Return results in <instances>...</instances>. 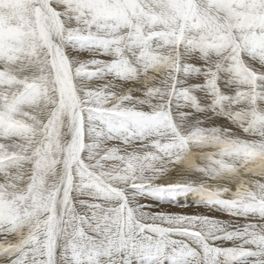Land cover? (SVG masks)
Listing matches in <instances>:
<instances>
[{
	"label": "snow or ice",
	"instance_id": "1",
	"mask_svg": "<svg viewBox=\"0 0 264 264\" xmlns=\"http://www.w3.org/2000/svg\"><path fill=\"white\" fill-rule=\"evenodd\" d=\"M0 264H264V0H0Z\"/></svg>",
	"mask_w": 264,
	"mask_h": 264
},
{
	"label": "rangeland",
	"instance_id": "2",
	"mask_svg": "<svg viewBox=\"0 0 264 264\" xmlns=\"http://www.w3.org/2000/svg\"><path fill=\"white\" fill-rule=\"evenodd\" d=\"M91 58L93 57L89 56L87 53H83L78 57V59H81V60H87ZM96 58H101V57H96ZM154 203L158 205L157 210L186 213V214H207V215L214 216L216 218L223 219V220L229 219L228 215L226 214H223V213L221 214L220 212H208V210L204 209L203 207H197L195 205L194 198L191 196L177 197L176 199L166 198L163 200H157ZM181 204L188 205V208L179 206Z\"/></svg>",
	"mask_w": 264,
	"mask_h": 264
},
{
	"label": "bare ground",
	"instance_id": "3",
	"mask_svg": "<svg viewBox=\"0 0 264 264\" xmlns=\"http://www.w3.org/2000/svg\"><path fill=\"white\" fill-rule=\"evenodd\" d=\"M222 214V213H221ZM227 215V214H226Z\"/></svg>",
	"mask_w": 264,
	"mask_h": 264
}]
</instances>
